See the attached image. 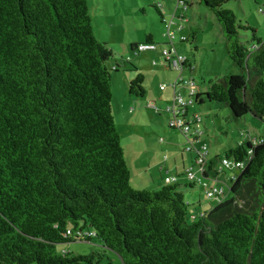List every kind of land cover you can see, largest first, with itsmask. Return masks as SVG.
Segmentation results:
<instances>
[{
  "label": "trees",
  "instance_id": "trees-1",
  "mask_svg": "<svg viewBox=\"0 0 264 264\" xmlns=\"http://www.w3.org/2000/svg\"><path fill=\"white\" fill-rule=\"evenodd\" d=\"M231 1L199 3L241 74L210 81L197 105L223 104L236 121L264 123V41L224 8ZM242 30L252 31L250 46ZM112 58L88 0H0V264H103L105 251L58 249L82 240L123 264H264V137L207 161V179L221 175L224 159L244 168L232 172L229 197L189 223L181 189L200 184L131 187L112 113ZM144 83L138 74L130 94L145 97Z\"/></svg>",
  "mask_w": 264,
  "mask_h": 264
},
{
  "label": "rangeland",
  "instance_id": "rangeland-1",
  "mask_svg": "<svg viewBox=\"0 0 264 264\" xmlns=\"http://www.w3.org/2000/svg\"><path fill=\"white\" fill-rule=\"evenodd\" d=\"M156 5L165 16L164 23L173 22L172 32H176L181 25L185 27L183 32L176 33L175 40H171L167 35V29L156 10ZM88 6L95 35L112 50L113 58L110 64L119 69L112 72V113L131 172L132 189L159 192L168 185L166 179L164 180V177L168 176L160 174L156 168V160L152 161V155L157 147L159 151L163 148L157 146L159 139H165L166 143L171 140L172 143L175 141L174 137L178 139L177 146L180 149L178 163H183L185 159L188 164L184 170L181 168L182 177L176 182L181 186L198 183V178L202 179L203 176L198 168H193L196 154L185 153L188 138L181 131H173L170 128L173 115L167 110L175 104V90H161L160 87L178 83L177 93L186 101L191 91L182 81L193 80L201 92H204L212 80L241 74L240 69L228 58L225 38L216 17L198 0H88ZM224 8L233 11L242 26L256 30L257 37L264 41V15L259 12L264 9V0H233ZM182 16L185 20H182ZM194 33L196 38L192 40L191 35ZM240 33L246 45L254 43L252 31L242 30ZM148 35L155 36L157 51L135 55L132 45L146 44ZM181 36H185L188 42L182 43ZM164 49L170 50L173 55L186 57L188 66L182 71L167 69ZM138 74L145 77L146 95L143 98L130 94V83ZM131 109H134V112H131ZM193 115L202 117V142L197 144L196 148L203 150L208 146V152L212 155H222L224 151L236 147L239 143H254L264 137L263 122L252 116L236 121L223 104L209 102L195 105L190 107L188 118ZM143 145L147 152L144 153L142 162L139 156ZM174 156L176 152L172 154V158ZM192 168L195 178L186 175ZM205 183H208L209 188L197 186L181 189L185 202L190 206L189 223L199 221V217L193 220V215L199 216L209 211L210 205L219 202L218 199H208L210 188L226 187V196L221 199L229 197L228 181L224 175H221L218 181L209 179ZM58 249L75 256H88L93 252L105 251L107 257L103 264H123L115 253L101 248L97 240L92 243L76 241L60 245Z\"/></svg>",
  "mask_w": 264,
  "mask_h": 264
},
{
  "label": "built area",
  "instance_id": "built-area-1",
  "mask_svg": "<svg viewBox=\"0 0 264 264\" xmlns=\"http://www.w3.org/2000/svg\"><path fill=\"white\" fill-rule=\"evenodd\" d=\"M182 5H187V4H182ZM156 6L158 10L160 11L161 15L163 16L162 20L164 23L165 16L163 12L161 11L160 7L158 5ZM259 12L264 15V9H260ZM182 20H185L184 16H182ZM164 24L167 29V35L170 37L171 40L176 39L177 32H183L185 29V27L181 25L178 28V30H176V32H172L173 22L169 24L168 23H164ZM180 41L182 43H185V42H188V39L185 36H181ZM253 48L256 49L255 46ZM156 51H157V48H156V44L154 43L142 44V45H137L134 47L135 55L144 53V52H156ZM163 54L165 56V66L169 70H176V71L181 70L182 71L184 67L188 66V59L186 57L179 56V55H173L172 52L168 49H164ZM182 83L185 86H188V88L191 91L189 99L186 101L183 99L180 93L179 94L177 93L178 83L174 85L173 84L164 85V86H161L160 89L165 90L167 88H170V89L175 90V104L173 107H169L167 110L168 113L173 115V118L170 120V127L173 128V130L181 131L184 134V136L188 138L189 146L188 145L186 146L185 153H189V154L195 153L196 154V158L194 159L195 165L193 168H198L201 171L202 176H203L202 179L198 178L197 182L203 188H209L208 183H205V181L209 179H207L204 176L205 171H206V163L211 158L210 153L208 152V146H205L203 150H200V149L197 150L196 148V145L202 142L201 141V136L203 135V132H201L202 117L198 115H193L190 119L188 118L190 107H194L195 105L198 104L197 96L198 94L201 93V90L196 86L193 80L188 81V82L182 81ZM131 112H134V109H131ZM256 141L257 140H255V142ZM193 168L190 169L186 173V175L190 176L191 178H195ZM238 168L243 169L244 164L236 163V165H234L233 162L227 159H224L221 162V165H219V167H216L215 169L218 170L221 175L225 174V176H227V181H228L227 185H228L229 180L233 179L235 176L234 174H232V172L233 171L237 172ZM229 173L231 174L229 175ZM219 177H217L216 179H211V180L218 181ZM173 181L176 182L177 178L175 177H173V179L169 178L166 180V183L173 184L172 183ZM225 194H226V187H215V188H210V190L207 193V197L208 199H218L220 201L221 197L225 196ZM198 217L199 218L205 217V213H201L199 216L193 215L192 219L196 220Z\"/></svg>",
  "mask_w": 264,
  "mask_h": 264
},
{
  "label": "crops",
  "instance_id": "crops-1",
  "mask_svg": "<svg viewBox=\"0 0 264 264\" xmlns=\"http://www.w3.org/2000/svg\"><path fill=\"white\" fill-rule=\"evenodd\" d=\"M199 2V0H198ZM153 36V40H155V36ZM132 46H135V45H132ZM137 46V45H136ZM202 93V92H201ZM173 130V129H172ZM173 131H176V130H173ZM175 138V141L171 143V140H169L167 143L165 141V139H159V144L157 143V146H162L163 148L158 149V147L156 148V151L153 152V160H156V168L159 169V172L160 174H164L167 175L168 177H164V180L166 179H169L171 178L170 176L172 177H175L177 178V181L180 179V177H182L180 175V170L181 168L184 170L188 164L186 163L185 159L183 160V163H178V160H177V157H179L178 155V152L180 151L179 147L177 146V138ZM145 148L144 145L141 146L140 148V160H142V162L144 161V153H146L147 151H145ZM176 152V156H174L172 158V154ZM171 156V157H169ZM210 156L211 157H216L218 156V154H213L210 153ZM166 158V159H165ZM172 158V159H171ZM172 162H173V166L174 169L171 167L172 165ZM139 167V166H137ZM139 169V168H138ZM140 170V169H139ZM143 177V176H142ZM140 178V177H139ZM192 189V187H189L188 189ZM199 207H200V204H199ZM208 212V211H206Z\"/></svg>",
  "mask_w": 264,
  "mask_h": 264
}]
</instances>
